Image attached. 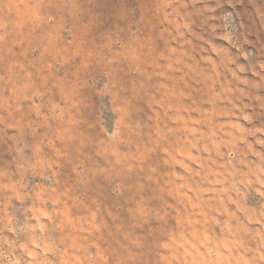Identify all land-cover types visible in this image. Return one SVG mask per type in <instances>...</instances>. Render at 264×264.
<instances>
[{"label": "clouds", "instance_id": "9594fccd", "mask_svg": "<svg viewBox=\"0 0 264 264\" xmlns=\"http://www.w3.org/2000/svg\"><path fill=\"white\" fill-rule=\"evenodd\" d=\"M0 264H264V0H0Z\"/></svg>", "mask_w": 264, "mask_h": 264}]
</instances>
